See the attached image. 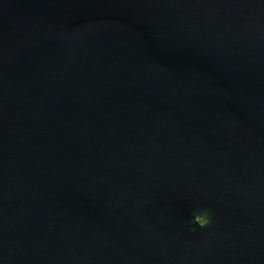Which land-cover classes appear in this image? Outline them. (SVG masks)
Listing matches in <instances>:
<instances>
[{
    "label": "water",
    "instance_id": "95a60500",
    "mask_svg": "<svg viewBox=\"0 0 264 264\" xmlns=\"http://www.w3.org/2000/svg\"><path fill=\"white\" fill-rule=\"evenodd\" d=\"M0 264H264V0H0Z\"/></svg>",
    "mask_w": 264,
    "mask_h": 264
},
{
    "label": "clouds",
    "instance_id": "9594fccd",
    "mask_svg": "<svg viewBox=\"0 0 264 264\" xmlns=\"http://www.w3.org/2000/svg\"><path fill=\"white\" fill-rule=\"evenodd\" d=\"M193 222L200 228H204L208 223L207 219L202 215L195 216Z\"/></svg>",
    "mask_w": 264,
    "mask_h": 264
}]
</instances>
